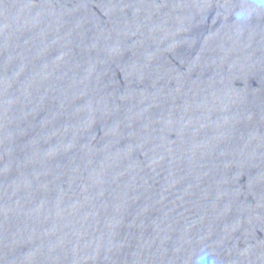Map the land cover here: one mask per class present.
<instances>
[{
    "label": "water",
    "instance_id": "obj_1",
    "mask_svg": "<svg viewBox=\"0 0 264 264\" xmlns=\"http://www.w3.org/2000/svg\"><path fill=\"white\" fill-rule=\"evenodd\" d=\"M0 264H264V0H0Z\"/></svg>",
    "mask_w": 264,
    "mask_h": 264
}]
</instances>
